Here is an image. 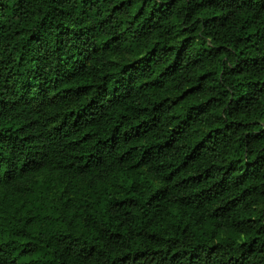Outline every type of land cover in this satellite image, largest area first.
Segmentation results:
<instances>
[{
  "label": "clouds",
  "instance_id": "1",
  "mask_svg": "<svg viewBox=\"0 0 264 264\" xmlns=\"http://www.w3.org/2000/svg\"><path fill=\"white\" fill-rule=\"evenodd\" d=\"M0 264H264V0H0Z\"/></svg>",
  "mask_w": 264,
  "mask_h": 264
}]
</instances>
